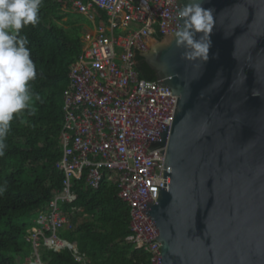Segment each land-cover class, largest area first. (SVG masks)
I'll return each instance as SVG.
<instances>
[{"label":"water","instance_id":"95a60500","mask_svg":"<svg viewBox=\"0 0 264 264\" xmlns=\"http://www.w3.org/2000/svg\"><path fill=\"white\" fill-rule=\"evenodd\" d=\"M186 3L167 0L162 41L133 44L177 97L145 140L159 165L167 142L163 189L139 206L160 244L153 264H264V0H205L207 63L183 59L173 40Z\"/></svg>","mask_w":264,"mask_h":264},{"label":"built area","instance_id":"2783aa9c","mask_svg":"<svg viewBox=\"0 0 264 264\" xmlns=\"http://www.w3.org/2000/svg\"><path fill=\"white\" fill-rule=\"evenodd\" d=\"M167 0H75L72 8L93 20L94 8L106 14L104 25L94 28L88 45L70 66L63 93L61 157L55 167L63 174L61 190L37 211L36 226L28 238L33 248L30 264H41L42 247L59 252L77 251L58 238L72 228L61 206L71 201L73 182L84 176L87 188L97 190L105 175L117 185V196L129 208V235L125 242L149 256L160 253L157 233L139 206L151 196L156 203L166 144L159 153L149 151L146 136L159 109L175 110L176 96L156 81L140 79L133 44L149 46L162 33ZM116 32L120 34L116 35Z\"/></svg>","mask_w":264,"mask_h":264},{"label":"trees","instance_id":"16d2710c","mask_svg":"<svg viewBox=\"0 0 264 264\" xmlns=\"http://www.w3.org/2000/svg\"><path fill=\"white\" fill-rule=\"evenodd\" d=\"M75 0H42L40 23L23 29L29 40L37 76L31 82L34 104L12 122L5 155L0 157V264H30L33 248L28 238L36 226L37 211L61 190L63 174L55 167L61 157L63 93L68 72L83 48L86 17L72 8ZM94 25L107 21L96 8ZM158 43L159 35L153 36ZM140 79L155 81V74L138 55ZM105 175L99 188L86 187L84 176L73 182L71 201L61 206L71 223L59 230V239L70 249L59 252L42 247L41 264H150L149 256L125 242L129 235V208L117 196V185Z\"/></svg>","mask_w":264,"mask_h":264},{"label":"clouds","instance_id":"9594fccd","mask_svg":"<svg viewBox=\"0 0 264 264\" xmlns=\"http://www.w3.org/2000/svg\"><path fill=\"white\" fill-rule=\"evenodd\" d=\"M205 0H187L177 15L182 21L173 34L182 58L207 63L215 25L213 9ZM42 0H0V157L7 149L6 139L15 118L31 111L34 97L31 82L37 71L31 59L29 40L23 29L40 23ZM5 191L0 187V194Z\"/></svg>","mask_w":264,"mask_h":264},{"label":"crops","instance_id":"0c3cea01","mask_svg":"<svg viewBox=\"0 0 264 264\" xmlns=\"http://www.w3.org/2000/svg\"><path fill=\"white\" fill-rule=\"evenodd\" d=\"M82 16L86 17L87 20L89 21V23L92 26L91 29H89L87 26H82V41H83V45L86 46V45H88V42H89L90 38L93 36V34H94V28L96 27L94 25L95 12L93 14V16H94L93 20L91 18L85 16V15H82Z\"/></svg>","mask_w":264,"mask_h":264},{"label":"rangeland","instance_id":"374dc122","mask_svg":"<svg viewBox=\"0 0 264 264\" xmlns=\"http://www.w3.org/2000/svg\"><path fill=\"white\" fill-rule=\"evenodd\" d=\"M87 27H88L89 29H91L92 26H87ZM118 34H120V33H119V32H116V35H118ZM35 219H36V217H35ZM35 219H34V220H35Z\"/></svg>","mask_w":264,"mask_h":264}]
</instances>
